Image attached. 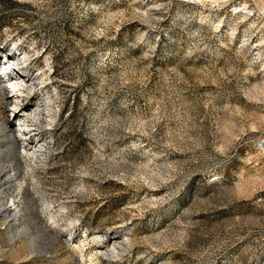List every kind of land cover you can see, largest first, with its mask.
Here are the masks:
<instances>
[{"label":"rangeland","instance_id":"obj_1","mask_svg":"<svg viewBox=\"0 0 264 264\" xmlns=\"http://www.w3.org/2000/svg\"><path fill=\"white\" fill-rule=\"evenodd\" d=\"M0 59V264H264V0H0Z\"/></svg>","mask_w":264,"mask_h":264},{"label":"bare ground","instance_id":"obj_2","mask_svg":"<svg viewBox=\"0 0 264 264\" xmlns=\"http://www.w3.org/2000/svg\"><path fill=\"white\" fill-rule=\"evenodd\" d=\"M11 58V57H10ZM0 61H2V59H0ZM13 66H9V65H7V64H5L3 61L2 62H0V70L2 71V73H0L1 75H3V77H6V80H7V82H8V84H9V86H11L12 87V89H16V87H17V84L14 82V79L15 78H19V79H23V80H29L28 78H27V75L26 74H23V73H19V72H17L16 73V76H14L13 75V73H12V70H13V68H12ZM12 75V76H11ZM10 87V88H11ZM14 106L17 108L19 105L17 104V103H15L14 104ZM16 116V114L14 115V117ZM21 122L23 123V124H25V119H23L22 117H20L19 119H18V124H19V126L21 125ZM27 128H29L28 127V125L26 124L25 125V129H27ZM21 130V129H20ZM13 132H11V131H9L8 132V137H9V139L11 140V142H14V140H15V137H14V135L12 134ZM35 151H37V150H35Z\"/></svg>","mask_w":264,"mask_h":264}]
</instances>
